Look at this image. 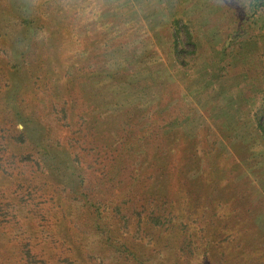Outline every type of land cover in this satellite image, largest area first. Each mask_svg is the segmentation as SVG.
I'll list each match as a JSON object with an SVG mask.
<instances>
[{
	"label": "rangeland",
	"instance_id": "obj_1",
	"mask_svg": "<svg viewBox=\"0 0 264 264\" xmlns=\"http://www.w3.org/2000/svg\"><path fill=\"white\" fill-rule=\"evenodd\" d=\"M21 1L18 5L26 9L31 24L12 38L10 34L3 38L21 66L10 68L5 62L4 69L0 66L1 93L11 101L23 96L28 108L22 111L45 121L52 134L43 133L52 138L66 131L52 110L50 97H77L79 104L70 111V119L80 122L79 114L88 118L101 159L104 152L118 156L132 170L139 156L124 144V137L137 138L146 128L156 127L157 114H144L147 104L140 110L141 99L153 96V105L163 97L169 99L160 111L166 108L174 116L180 90L194 88L195 77L206 82L201 70L214 77L212 87L192 93L195 103L179 146L178 142L177 147L170 146L175 133L146 138L141 176L154 190L175 198L178 209L185 210L187 222L204 229L205 236L199 233L198 238L208 242L209 254L204 257L211 264H264V138L254 126L252 107L236 100L247 83L243 71L257 68L253 58L260 48L237 52L228 75L221 76L219 70L220 63L229 60H223L220 53L224 48L221 38L236 26L238 10L228 0H178L177 6L172 0H38L35 13L31 6L37 5L35 0ZM176 7L194 26L202 53L186 66L174 61L172 35L162 16L176 13ZM101 39L108 40L115 56L112 61L98 48ZM186 47L194 49L192 44ZM123 55L128 61L120 68L118 58ZM149 82L155 85L149 87ZM37 96L45 100L34 104ZM9 121L25 128L17 118ZM33 127L28 126L32 137L37 134ZM76 137L87 141L81 134ZM26 146L12 149L20 154L29 151ZM140 146L138 142L135 149ZM73 150L82 156L89 172L90 192H97L96 199L109 194L98 179L104 170L97 158L92 156L95 162L90 169L87 165L92 157L85 155L89 149L73 146ZM63 156L61 162L66 164L69 159ZM43 176L11 177L0 170V199L4 201V193L16 206L12 222L0 227V264H28L23 257L25 245L35 259L44 261L37 264L113 263L110 253L93 243L99 240L91 223H83L86 214L78 211L73 196L60 190L66 179L54 170ZM29 185L38 187L32 196L27 193ZM12 231L23 234L15 245L5 242L9 238L5 239L4 232ZM91 248L97 251L94 260L89 255Z\"/></svg>",
	"mask_w": 264,
	"mask_h": 264
},
{
	"label": "trees",
	"instance_id": "obj_2",
	"mask_svg": "<svg viewBox=\"0 0 264 264\" xmlns=\"http://www.w3.org/2000/svg\"><path fill=\"white\" fill-rule=\"evenodd\" d=\"M172 1L175 6L179 5L178 0ZM19 2L22 4L21 0H0V66L3 69L4 62L10 68L21 66L20 61L13 56L10 48L7 47V41L3 40L4 36L6 38L10 34L12 38L28 24H31V20L29 21L25 16L26 9H22L21 5H18ZM35 2L37 3L36 6L30 4L36 13L38 10L34 8L39 5V2L38 0H35ZM117 2L119 4V1ZM228 2L238 10L239 17L236 26L232 29H228L230 28L228 26L229 32L224 38H221L224 48L220 53L224 56L223 60L228 57L229 60L225 65L220 63V74L221 76L228 75L229 68L232 66L231 60L237 52L241 54L248 47H252V49L260 48L257 58H253V62L257 60V68L243 71L245 75L243 77L247 80V83L244 85L245 87L240 89L236 100L245 105L248 103L252 107L254 126L261 137L264 138V0H228ZM175 10L176 13L168 14L164 12L162 16L166 17L165 24L172 35L171 44L174 61L179 65L186 66L192 61L200 59L202 53L199 51L200 44L188 16L180 15V8L176 7ZM34 16L36 17L35 14ZM32 21L34 22V20ZM187 44H192L194 49H188ZM98 48H101L104 56L111 58V61L115 57H113V51L108 40L101 39ZM116 51H119V49L115 50L114 53ZM124 53L127 55L126 52ZM53 55L55 58L54 53ZM118 60L121 64L120 68L126 67V63L122 66V62L128 61L124 55ZM203 63H205V60ZM106 66L109 67L107 64ZM114 72L117 71L114 70ZM200 76H205L207 78L206 82L200 81L199 77H195L194 88L186 92L180 90V95L175 103L178 107V113L174 116L168 115L166 108L160 111L161 106L165 105L169 99L161 96L163 97L161 99L162 103L159 100L160 104L155 105L150 103L151 99L154 98L153 96L148 95V97H144L145 100L141 99L142 101L139 102L140 110L146 108L145 104H147L144 114L146 113L147 116L153 112L155 116L157 114L156 123H153L156 124V127L154 129L146 128L142 135L138 134V137L136 136L137 138L124 137V144L129 149L131 148L135 155L139 156V160L136 161L132 170L128 166H124L118 160V156L110 155V157L104 152V154H101L102 159L101 156L97 157L100 155L96 145L98 138L95 137L88 118L78 113L81 117L80 122L71 121L70 119V111L74 110L75 106L79 104L77 97H73V95L66 96V94L63 97L59 95L50 97L52 110L57 113L58 121L61 123L63 130L66 131L63 136L52 138L51 135L47 136L43 133L44 131L47 134H52V128L47 127L45 121L32 115L27 116L22 111V108H28L27 101L23 96L19 95V97L17 96L18 99L12 98L11 101L6 98L7 96L4 98V94L1 93L2 90L0 89V170L11 177L15 175H29V177L44 175L42 179L54 170L58 176L66 179L60 190L71 194L76 206L79 207L78 211L86 214L84 220L82 214L83 223H91L92 231L99 240V242L93 243L95 245L99 243L97 246L104 247L108 255L110 253L109 258L113 261L110 264H194L195 261L197 264H203L202 261L205 262L204 264H211L208 258L205 259L204 257L209 254L208 242L201 241L198 238L199 233L205 236L204 229L200 230L198 226L194 227L191 222L186 221L185 210L182 212L178 209L176 199L172 198L169 193L164 191L162 193L159 189L158 191L154 190L152 185L145 184L141 176L143 165L140 163V159L148 149V146L145 145L146 138L153 137L155 134L167 136L175 133L172 136L173 138L170 136L171 145H168L174 148L177 147L178 142L179 146L184 127L190 119L189 112L194 102L190 98L192 93L198 92L200 88L212 87L214 83V77L204 75L203 70L200 71ZM5 80L4 82H6ZM155 82L153 84L149 82L147 86L152 87ZM35 85L39 86L37 81ZM44 100V97L37 96L34 104ZM12 118H17L25 128L15 127L16 121H9ZM224 120L226 121V119ZM130 121L128 122L129 125L132 124ZM28 126H34L33 128L37 133L34 137L31 136ZM40 133H43L41 140H39ZM78 134L85 137L87 141H80L76 137ZM120 140L119 144H122L123 138L121 137ZM175 141L176 143H174ZM138 142H141V146L135 149ZM13 146H18L21 149L26 146L29 151H21L18 154L13 151ZM73 146H82L89 149L85 155L97 158V163H99V166L102 165L104 170V173L98 179H100L109 194L96 199L97 192L95 194L90 192L91 189L89 190V188L92 181L89 179V172L87 173L82 156L73 150ZM176 150L177 148L174 152ZM174 152L171 153L173 160L175 159ZM207 152L211 154L212 150L207 149ZM63 154L69 159V161H64L66 164L61 162L64 159ZM94 157H92L90 165H87L88 167L91 166L90 169L94 165ZM96 174L97 172H95ZM35 189H38L36 185L35 188L33 185H29L27 186V193L32 196ZM1 197L4 201L0 199L2 201H0V227H5L7 223H11L15 218L16 206L12 200L6 198V194L2 193ZM117 214L120 215L119 220V217L116 218ZM10 233L4 232L5 239L9 238L5 242H13L14 245L20 241L23 235L13 231ZM174 244L177 246L176 249ZM23 250V257L27 259L28 264L44 262L34 258L29 245H25ZM89 252L90 258L94 260L93 256L97 254V251L95 248H91ZM104 257L106 258L105 255ZM101 261H104V259Z\"/></svg>",
	"mask_w": 264,
	"mask_h": 264
}]
</instances>
